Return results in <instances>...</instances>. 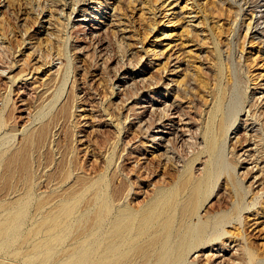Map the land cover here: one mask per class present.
Listing matches in <instances>:
<instances>
[{
	"label": "rangeland",
	"instance_id": "rangeland-1",
	"mask_svg": "<svg viewBox=\"0 0 264 264\" xmlns=\"http://www.w3.org/2000/svg\"><path fill=\"white\" fill-rule=\"evenodd\" d=\"M80 1L0 0V67L7 70L0 75V151L7 150L0 159V220L9 213L5 201L18 195L10 187L21 192L30 180L24 161L30 175L53 177L55 201L66 193L78 198L68 238L52 242L58 248L52 256L36 253L35 264L68 260L88 234L83 227L96 222L104 197L112 200L115 216L125 206L138 212L173 190L179 227L181 201L209 163L205 133L220 126V114L212 117L218 99L225 95L226 108L241 96L244 110L230 128L225 154L244 194L242 219L234 210V182L223 173L188 221L211 223L231 213L226 234L197 250L207 255L236 240L242 246L237 258L248 246L264 257V110L260 104L252 110L259 108V137L251 130L257 116L251 120L247 112L253 95L264 90V0ZM166 100L188 123L171 153L151 141L157 118L143 112ZM14 151L22 160L8 170ZM20 218L21 226L8 235L0 227V264H34L27 254L55 234L46 224L36 226L41 216L33 206ZM81 218L86 221L79 224ZM252 218L262 221L257 231L249 226ZM197 252L190 256L196 264H218L210 256L196 258Z\"/></svg>",
	"mask_w": 264,
	"mask_h": 264
},
{
	"label": "bare ground",
	"instance_id": "bare-ground-1",
	"mask_svg": "<svg viewBox=\"0 0 264 264\" xmlns=\"http://www.w3.org/2000/svg\"><path fill=\"white\" fill-rule=\"evenodd\" d=\"M2 7L5 6H0V13ZM74 9L71 8L68 19H70L71 14H74ZM1 43L4 42H0V46H2ZM4 46L6 48L9 47ZM6 72L5 68L0 67L1 76H4ZM257 79H253L256 84L255 86H259ZM261 85H264V83ZM261 87L264 88V86ZM257 94L258 92L253 95L251 101L249 100L250 104L247 110L251 120L257 116L256 121L254 120L257 123L256 128L251 129L255 137H259V108L254 112L252 110L258 107L259 104L264 110V90L260 95L257 96ZM224 96H220L219 102L212 113L214 120L219 114L221 116L219 128L215 130L212 124V128L209 127L210 130L205 133L207 140L205 149L209 154L208 166L206 169L204 168V171L202 170V175L191 185L186 199L181 201V223L179 227H174L178 199L173 196V190L164 195L162 194L160 197L158 196V199L155 198L156 200H149L138 212H135L129 206H125L115 216L113 215V206L111 205L112 200L110 197H104L97 210L96 222L86 228L83 227V230L88 234L83 237L82 244L70 254L68 260H59L56 264H196V262L190 260L191 254L193 255L194 251L197 252V249L201 245L218 241L226 234L224 230L225 225L234 219L231 213H223L219 214L211 223L207 220H199L196 224L189 222L191 217L196 215L198 210L205 205L204 203L210 199L217 177L223 173L229 175L236 188L237 202L235 203L234 210L238 214V217L242 216L241 212L244 209V194H242L240 185L233 180L234 178L229 172L231 165L225 154L230 128L237 121L239 113L244 109L240 103L241 99H239L241 96L238 97V100L235 99L236 101L230 102L225 108ZM143 112L157 118V120H153L150 124V129L153 127L155 130L151 141L155 142L159 140V147L164 149L162 151L166 150L171 153L176 146L175 143L179 140L182 141L187 135L186 124L188 123L183 122L182 111L176 108L175 104L169 103V100H166L156 101V104L153 103L147 107L144 106ZM147 122L149 123V121ZM148 123L145 124L148 125ZM2 126L3 117L0 114V128ZM251 150H255V148H251ZM5 154H7V150L0 151V159L4 158ZM21 160L22 156L17 151H14L7 159V169L10 170V168L14 167L13 165L18 164V161ZM190 166L188 165L187 168L189 169ZM22 167L27 171L30 180H25L23 184L24 188L21 192L10 187L11 192L18 193V195L15 200L8 199L5 201L4 207L9 209V213L5 219L0 220V227H2V230L7 231L8 235L12 229L21 226L20 217L25 216L27 211L33 206L35 216H41L40 221L35 223L36 226L40 228L43 224H46L49 231L55 234L46 238L44 243L39 242L35 245L33 248L34 251L36 250L35 253L27 254V258L32 261L38 258L36 253L41 254L42 252L41 256L52 253L50 254L52 256L58 252V248L53 247L52 242L55 241L57 244H61L68 238L70 230L74 226V215L76 214L78 198L71 199L66 193L65 196L63 195L55 201L53 192L56 193V191L53 188V177L51 178L49 174H47L46 178L41 174H34V176L31 173L30 175L31 168L24 161ZM17 168L19 167L17 166ZM255 168H259V162L256 163ZM35 171L40 172L38 169ZM9 174L6 173L5 176ZM9 178L11 177L9 176ZM254 180H259V175L255 176ZM23 199L26 200L24 201ZM34 200L36 201L34 202ZM240 218L242 219V217ZM252 220L254 221L249 226L253 228L250 230L257 231L262 221H259L258 218H252ZM84 221L86 219L81 218L78 223L80 224ZM262 246L264 245L262 244ZM241 247L236 240H230L228 243H220L219 247L212 249L211 253L205 254L206 256L202 250H199L195 257L199 259L210 256L211 258L208 261L218 260V264H242L244 263V259L248 264H264V257H259L260 254L257 255L252 250V246H248L247 251L241 250L243 254L242 259L237 258L236 254L239 253L238 251ZM228 253H230L229 256H227ZM47 259L42 263L46 264ZM32 262L35 264L34 261Z\"/></svg>",
	"mask_w": 264,
	"mask_h": 264
}]
</instances>
